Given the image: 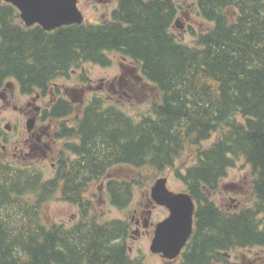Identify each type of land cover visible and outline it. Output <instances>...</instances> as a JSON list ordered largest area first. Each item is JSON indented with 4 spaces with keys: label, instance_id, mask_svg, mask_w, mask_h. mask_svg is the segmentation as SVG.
I'll return each mask as SVG.
<instances>
[{
    "label": "trees",
    "instance_id": "16d2710c",
    "mask_svg": "<svg viewBox=\"0 0 264 264\" xmlns=\"http://www.w3.org/2000/svg\"><path fill=\"white\" fill-rule=\"evenodd\" d=\"M118 4L108 23L46 32L21 27L17 10L0 3V87L10 78L21 93L45 95L55 78L85 63L106 66L116 53L140 66L160 95L137 120L99 97L78 110L61 100L44 112L46 119L81 116L71 132L82 133L83 157L72 169L58 168L60 183L0 159V264H144L128 254L125 221H99L92 206L66 228L48 224L42 204L58 183L65 200L80 203L82 190L116 165L170 170L187 147H198L196 161L175 173L197 207L180 264H214L224 252L264 249V0H195L209 28L193 34V45L171 31L174 0ZM212 134L214 141L199 149ZM237 158L250 167L253 202L229 212L209 195ZM140 182V176L108 180L111 205L127 207Z\"/></svg>",
    "mask_w": 264,
    "mask_h": 264
},
{
    "label": "rangeland",
    "instance_id": "374dc122",
    "mask_svg": "<svg viewBox=\"0 0 264 264\" xmlns=\"http://www.w3.org/2000/svg\"><path fill=\"white\" fill-rule=\"evenodd\" d=\"M174 1L179 6L175 20L179 22L182 29L173 27L171 31L174 32L176 37L183 43L193 45V34L205 31L209 28V24L204 22L198 16L197 8L195 7V0ZM108 57L109 60L113 62V65L110 67L104 68L99 65L85 63L78 68V70L84 69L89 82L85 87L87 89H81L80 91L75 92V96L77 97L75 105L83 106L91 98L99 97L103 99L107 105H113L137 120L139 116L145 115L148 112L153 102L159 101V92L154 86L146 85L144 79L139 82H133L130 80L133 84L131 89L133 93L124 88V92L127 93L128 96H122L121 94H119L121 97L113 96L110 90V82H112L115 75L120 73L119 65L121 63H126V61L129 62V60L126 59V61H124L123 57L116 53H111ZM130 64L136 65V63L131 61ZM136 67L138 74L142 76L140 66L136 65ZM126 78H128V76ZM100 85L103 86V88H99ZM0 109V125L3 128L6 123H12L13 117H11L10 111L4 110L3 108ZM48 131L51 134L52 129H49ZM215 138L216 134H212L208 140L200 144L199 149L208 147ZM44 141L45 143H48L46 138ZM20 148L24 149L27 154V148ZM197 148L198 147H187L180 158L176 160L174 166L169 168L171 172L168 173V182L166 184L169 191L174 193L183 191L184 185L182 180L176 176L175 170L180 169L184 171L183 169L185 167L194 164L196 161L195 152ZM11 158H13V156H9V159ZM20 161L22 162L20 165L23 167L38 168L42 172L44 179H50L52 177L50 160L43 161L40 156L30 158L28 155H23V158H21ZM233 162V165L226 170L225 176L219 181L218 188L209 197L217 207L229 212L237 211L244 206H250L253 202L250 167L243 158H237ZM15 167L19 166L16 164ZM166 170L158 174H153V172L147 168L142 169L139 172L138 170H134L127 166H117L112 169L107 178L131 179L140 176L141 182L134 188L133 200L123 209L113 207L109 202L108 195L103 190V187V191L99 189V186L104 179L95 183L90 189V196L93 199L97 219L99 221L122 220L128 224L130 216L133 215L135 208L140 207L139 204L144 203L145 196L149 193L155 180L158 177L165 176L166 173L169 172V170ZM41 213L43 219L48 224L58 223L65 227H71L77 221L76 207L69 203L61 202L57 196H53L46 203L42 204ZM166 217L167 213L165 210L155 208L150 220L157 222ZM126 244L132 248V251L128 253L131 258L140 257L146 264H163L160 258L154 257L153 259L152 256H149L150 239L127 240L126 238ZM139 250H145L146 252L137 255L139 254ZM233 254V260L238 262V264L241 261L242 255H245V257L248 258V261L252 264H263L264 261V249L258 247L242 248L236 250Z\"/></svg>",
    "mask_w": 264,
    "mask_h": 264
},
{
    "label": "flooded vegetation",
    "instance_id": "af4514ba",
    "mask_svg": "<svg viewBox=\"0 0 264 264\" xmlns=\"http://www.w3.org/2000/svg\"><path fill=\"white\" fill-rule=\"evenodd\" d=\"M76 1L77 8L82 13L84 23L93 25L108 23L111 20L113 12L117 8V6H119V0ZM0 3L4 2L0 0ZM4 4H6L7 6H12L8 3ZM17 13L19 15L18 11ZM16 22H18L21 27L27 28L20 18H18ZM36 27L40 26L33 25L30 28ZM124 61H126V59H124ZM112 65L113 62L110 60L106 66L102 67L106 68ZM119 68L120 73L115 75L112 82H110V90L113 96H119V94H121L122 96H128V94L124 92V88L126 90H130L131 93H133V91L131 90L133 84L132 82H130V80L133 82H139L140 80H142V77L138 74L136 65H131L130 61L121 63L119 65ZM127 76L128 78H126ZM88 80L89 79L87 78L84 69H73L68 73L67 76L58 77L51 81L46 88L47 92L45 93V95H41L38 91H35L31 94L21 93L19 92V85L17 81L10 78L7 79L0 87V108L10 111L11 117H13V121L12 123L8 122L3 126L4 130L3 132H1L0 137V157L4 161L13 163L15 165L17 164L18 166H21L20 164H22L20 160L21 158H23V155H28L30 158H36L40 156L43 161L50 160V167L52 169L51 179L59 182L61 174L58 168L64 167V164H66L68 169H72L76 164H78L79 161H81V158L83 157L78 154V150L81 148L80 146L83 142V137L81 138L82 133H80L79 131L71 132V129L75 128L76 126L74 120L80 119L81 116H79L78 114H72L58 117L57 119H46L44 112L49 111L51 109V106H53L54 104L56 105L61 100H63L65 103L72 104V106H74L76 110H78L80 106L75 105V100L77 99V97L75 96V92L80 91L81 89H87L85 87L89 82ZM99 88H103V86L100 85ZM34 89L41 90L40 88ZM28 120H33V126L30 130L27 129ZM6 128H8V130ZM49 129H52L51 134L48 131ZM67 132H71L69 137L66 136ZM45 138L47 139L48 143H45ZM19 146L27 148V154L25 153L24 149L20 148ZM68 147L70 148V150H67ZM63 153L66 154V158H63ZM9 156H13V158L9 159ZM115 167H117V165L113 166L111 169H114ZM170 172L171 170H169V172H167L165 175V177H167V182L168 173ZM108 176L109 174L102 178L104 179V181L101 182L99 186V189L101 191L104 190L105 193H107L105 189L107 181L110 179H115L107 178ZM59 183L57 184V189L54 194L59 198L61 202H66L76 207V220H78L82 216V208H84V210L87 209L88 211L92 206L94 207L93 199L90 196V184H88L89 188L87 187L82 190L79 198L80 203H74L64 199V197L62 196V188ZM183 185L184 189L181 192L188 193L186 185L184 183ZM81 199L84 202H82ZM139 206L140 207L135 208V210L133 211V215L130 216L129 223L127 224L128 230L126 238L127 240H141L148 238L150 239L151 243L156 225L165 219L163 218L157 222L151 221L150 217L153 210L155 208L163 209L166 211L167 216L169 215V211L165 207L156 205L151 199L150 193L145 196L144 203L139 204ZM126 248L128 253L132 251L131 246L127 244ZM143 252L145 253L146 251L139 250V254L137 255H141ZM233 253L234 252L228 255H223V259L219 260L220 262H215L214 264H238V262L233 260ZM149 256H152L153 259L154 257L160 258L163 264H180L182 254L172 261L164 259L161 254H150ZM137 258L142 259L140 257ZM248 262V258L245 257V255H242L239 264H252Z\"/></svg>",
    "mask_w": 264,
    "mask_h": 264
},
{
    "label": "water",
    "instance_id": "95a60500",
    "mask_svg": "<svg viewBox=\"0 0 264 264\" xmlns=\"http://www.w3.org/2000/svg\"><path fill=\"white\" fill-rule=\"evenodd\" d=\"M3 1L19 10L26 27L37 24L44 31H53L62 26L79 25L83 22L76 0ZM174 27L182 29L177 20ZM32 126L33 120H28L27 129L30 130ZM150 197L156 205L165 207L169 215L156 225L149 250L153 254H161L165 259L174 260L181 254L192 233L194 202L187 193L169 191L165 177L154 182Z\"/></svg>",
    "mask_w": 264,
    "mask_h": 264
},
{
    "label": "bare ground",
    "instance_id": "6f19581e",
    "mask_svg": "<svg viewBox=\"0 0 264 264\" xmlns=\"http://www.w3.org/2000/svg\"><path fill=\"white\" fill-rule=\"evenodd\" d=\"M37 115V114H36ZM223 253V252H222ZM224 253H226V252H224ZM222 256V255H221ZM221 259H223V257H221ZM218 262H220V261H218ZM224 262H227V261H224Z\"/></svg>",
    "mask_w": 264,
    "mask_h": 264
}]
</instances>
